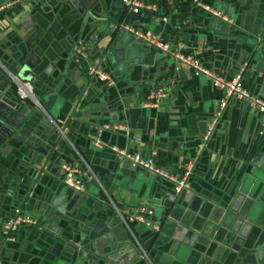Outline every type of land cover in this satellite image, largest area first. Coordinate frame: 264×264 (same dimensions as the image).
Here are the masks:
<instances>
[{"label":"crops","instance_id":"1","mask_svg":"<svg viewBox=\"0 0 264 264\" xmlns=\"http://www.w3.org/2000/svg\"><path fill=\"white\" fill-rule=\"evenodd\" d=\"M144 1L155 11L132 14L120 0H0V110L6 119L14 111L35 118L0 161V228L16 207L36 221L1 247L0 264H256L264 116L233 100L203 145L221 92L118 27L149 31L223 78L242 69V87L264 99V0H198L228 21L190 0ZM81 47L86 61L74 55ZM87 63L113 86L87 78ZM166 77L175 81L170 95L143 108L148 86ZM17 81L32 85L35 105L16 97ZM111 148L152 155L168 172L195 159L190 193L174 195L167 182L118 162ZM80 160L96 182L76 193L60 183L59 166ZM138 206L152 210L158 233L131 224L129 234L120 223L115 209ZM97 220L114 231L115 249L82 235Z\"/></svg>","mask_w":264,"mask_h":264},{"label":"built area","instance_id":"2","mask_svg":"<svg viewBox=\"0 0 264 264\" xmlns=\"http://www.w3.org/2000/svg\"><path fill=\"white\" fill-rule=\"evenodd\" d=\"M173 1L174 0H167V3L171 5L173 4ZM190 2L195 8L220 20L228 21L227 18L220 12L212 10L198 0H190ZM120 3L124 10H127L132 14H137L140 10L155 11V6L153 4L146 3L144 0H120ZM118 28L123 32L130 34L135 41L142 43L144 46L160 54L170 57L175 63L191 71L193 76L204 77L213 88L221 92L222 96L218 102L216 112L211 117L208 125L206 126L205 132L201 137L203 145L216 130L222 117L223 110L233 100L244 102L246 106L250 108L251 112L259 116H264V99L249 94L242 87V69L231 78H223L206 70L192 55L181 54L176 50L170 49L168 43L161 41L158 36L149 31L134 29L127 25H119ZM74 55L86 61L87 55L84 47L75 49ZM85 76L93 79L95 82L103 85L104 87L113 86V82L109 75L96 64H86ZM174 85L175 81L172 77H166L151 83L142 97V107L150 109L158 108L170 95ZM15 95L19 100H28L34 105L36 104L32 96V85L28 82L17 81L15 83ZM102 128L110 130L107 126ZM94 145L98 148L101 147L98 140L94 141ZM110 152L118 162L126 163L144 171L152 177L167 182L174 195H188L190 193L189 181L192 176L195 159L183 162L178 166L175 172H168L154 164L152 155L140 156L137 153H130L128 151L115 148H111ZM59 169L61 171L60 183L67 189L76 193H82L87 182H96L95 176L82 160H80L79 163L73 164L62 163L60 164ZM115 211L120 223L129 234H131V224L140 225L143 228L152 230L154 233H158L160 230V226L158 224L150 222L152 210L148 207L138 206L134 208L131 213H126L125 211H119L116 209ZM35 226L36 221L23 213L22 209L16 207L12 210L9 218L1 225L0 232L5 238V241L9 242L12 241L11 237L18 229ZM142 256H144L143 251Z\"/></svg>","mask_w":264,"mask_h":264},{"label":"water","instance_id":"3","mask_svg":"<svg viewBox=\"0 0 264 264\" xmlns=\"http://www.w3.org/2000/svg\"><path fill=\"white\" fill-rule=\"evenodd\" d=\"M34 61L35 58L33 56H30L26 63H23V65L26 67H31ZM21 78H24V76L21 75ZM30 116L31 113L23 114L22 112L14 111L10 116L11 119H6L4 116V112L0 110V119L1 121H3L2 124L0 123V161L1 159L8 157V154H10L9 147L13 146L14 148H16L15 146L17 140L20 139L21 141H23V137L21 136L23 128L30 127L28 124L30 120L35 121V118L31 119ZM0 164H3V162H0ZM130 167V169L135 170V167ZM0 168H3V166L0 165ZM0 194H2L1 191ZM115 228L119 233H122V227L120 225ZM83 230L84 232H81L82 235L87 236V239H89L90 241L96 240V242L103 243L107 245L110 250L116 248V240L113 236L114 231L107 230L103 221L97 220L91 227L87 228L86 226L85 228H83ZM122 234H124L123 241H125L126 235L125 233ZM11 238L12 240L14 239L13 236ZM6 243L7 242L5 241V238L3 237V235H1L0 232V250L1 247L6 245ZM255 250L256 251L254 252V256L256 264H264V242L256 247Z\"/></svg>","mask_w":264,"mask_h":264}]
</instances>
